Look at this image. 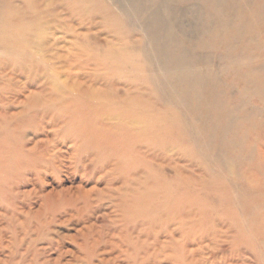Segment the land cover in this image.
Segmentation results:
<instances>
[{"label": "bare ground", "instance_id": "bare-ground-1", "mask_svg": "<svg viewBox=\"0 0 264 264\" xmlns=\"http://www.w3.org/2000/svg\"><path fill=\"white\" fill-rule=\"evenodd\" d=\"M111 1L0 0V147L5 138L8 146L0 178L38 175L37 167L48 166L23 146L11 151V132L22 123L17 103H50L52 95L39 97L53 81L73 86L75 94L60 95L57 105L84 138L85 155L100 160L137 147L165 154L169 141H182L177 156L199 158L198 176L174 168L173 191L158 198L178 213L189 203L199 213L194 219L209 230H194L210 236L215 253L227 254L207 264H264V0ZM70 13L95 30L82 35L71 25L74 55L49 54L68 70L54 79L43 65L49 51L43 36ZM96 30L119 39L128 32L129 40L115 46L108 39L105 47ZM17 76L32 80L25 90H16Z\"/></svg>", "mask_w": 264, "mask_h": 264}, {"label": "rangeland", "instance_id": "rangeland-1", "mask_svg": "<svg viewBox=\"0 0 264 264\" xmlns=\"http://www.w3.org/2000/svg\"><path fill=\"white\" fill-rule=\"evenodd\" d=\"M66 5L71 8L74 4L66 2ZM64 19L62 27L48 29L43 36L49 42L43 65L54 79H59L58 71L68 70L58 61L50 60L49 54L51 51L73 54L71 25L75 24L82 35L95 30L76 13ZM128 29L136 31L131 25ZM95 32L97 43L105 47L108 39L115 46L121 39L129 40L128 32L120 39L113 31L108 35ZM78 71L83 73L85 69ZM41 80L50 82L49 76ZM29 81L32 80L17 76L16 90H22L21 87L25 90ZM53 83L39 97L52 95L54 100L50 103L27 107L17 103L15 108L17 120L22 123H17L11 132V151L23 146L22 152L40 157L48 166L37 167L38 175L24 171L12 179L0 178V264H192L194 256L200 264L211 263L217 257L224 261L226 251L214 252V242L210 246L206 240L210 236L201 233L209 229L200 228L199 217L194 219L199 213L190 203L178 213L158 198L173 191L174 168L196 176L199 158L194 156L191 162L179 160L177 146L179 143L183 146V142L177 140L169 141L165 154L137 147V153L119 152L100 160L88 157L84 138L75 132L71 120L64 123L62 119L68 116L67 108L59 110L57 105L60 95H73L75 89L60 88L58 82ZM5 140H1L0 155L8 147ZM122 163L128 165L124 170L112 169ZM129 164L138 168L132 169ZM142 171L145 173L141 177ZM145 174L147 180L143 179ZM4 180L8 183L4 184ZM159 180L164 181L159 184ZM5 185L10 191L3 194L2 189L8 190ZM196 227L201 231H195ZM223 240L224 234L218 244H223Z\"/></svg>", "mask_w": 264, "mask_h": 264}]
</instances>
